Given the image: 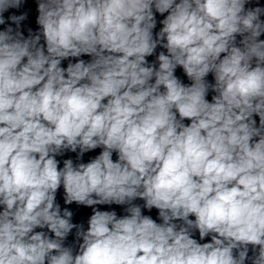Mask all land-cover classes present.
I'll use <instances>...</instances> for the list:
<instances>
[{
	"label": "clouds",
	"instance_id": "1",
	"mask_svg": "<svg viewBox=\"0 0 264 264\" xmlns=\"http://www.w3.org/2000/svg\"><path fill=\"white\" fill-rule=\"evenodd\" d=\"M26 3L0 0V264H264V2Z\"/></svg>",
	"mask_w": 264,
	"mask_h": 264
}]
</instances>
